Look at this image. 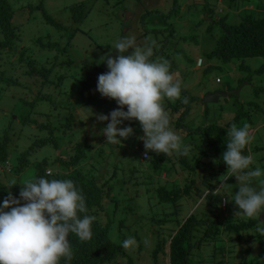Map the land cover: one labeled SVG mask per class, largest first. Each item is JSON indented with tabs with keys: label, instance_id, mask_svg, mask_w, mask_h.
Masks as SVG:
<instances>
[{
	"label": "rangeland",
	"instance_id": "1",
	"mask_svg": "<svg viewBox=\"0 0 264 264\" xmlns=\"http://www.w3.org/2000/svg\"><path fill=\"white\" fill-rule=\"evenodd\" d=\"M176 1L174 5L173 0H8L14 10L13 24L18 38L12 52L0 53V72L12 80V83L0 82V136L3 129L10 128V164L0 165V180L6 186L13 178L21 183L34 175L36 163L42 160L52 171H61L62 166L56 160H67L73 145L86 140L85 159L80 169L83 172L91 170L101 187L109 190L108 198L103 200L104 211L98 213L97 218L108 226L109 239L120 246L116 261L110 264H169L166 238L177 229V223L191 213L197 218L204 216L208 222L218 217L219 240L210 242L201 252L211 253L216 247L219 256L215 258H222L223 264H264V257L257 249L264 241V234L259 231L264 228L262 224L257 223L243 233L221 230V225L226 223L259 222L264 213L262 211L258 218L237 215L240 210L234 201L225 203L238 191L234 176L229 177L221 195H216L214 190L228 172L210 178L205 185V176L215 168L211 159L207 166H194L192 174L181 161V155L173 153L167 156L171 162H166L160 171L154 167L152 159L144 161L139 158L140 152L145 150L139 121L125 120L118 125L132 127L133 134L127 139L118 137L121 144L116 145L107 143L103 135V128L110 121L97 120L96 114L108 115L119 107L115 100L102 97L96 91L98 76L108 71L101 58L107 54L113 58L118 55L114 43L121 37L134 36L138 46L150 43L148 38H151L156 42L152 59L163 57L169 60L170 71L178 73L182 80L181 96L186 91L193 99L185 103L189 104V110L183 124L189 128L211 123L224 125L235 114L242 113L236 126L248 123L253 134L248 145V154L250 150L253 156L249 170L259 168L262 173L261 177L253 178L251 184L259 188L264 183V55L228 62L206 56L222 33L220 19H224L222 23L234 26L245 15L264 18V0ZM78 2H84L88 8L80 22L72 19L70 9ZM195 2L197 5H192ZM172 4L177 13L166 18L164 15ZM38 5L53 21L62 24V30L44 21ZM146 9L158 12L144 16L143 26L140 18ZM214 20L217 23L208 33V25ZM38 38L43 42H58L60 48H42L36 43ZM67 42L70 43L64 51L61 48ZM20 53L34 60L36 67L50 69L47 79L26 75L27 65L17 57ZM197 59L202 60L199 68L196 67ZM85 78L89 79L83 85ZM45 79L50 82H44ZM236 88H240L238 97L225 95L207 104L203 102L208 94L227 93ZM41 96L51 97V101L40 99ZM32 101L35 103L30 104ZM166 103L167 99L164 106ZM183 109L179 107L178 110ZM123 110L126 111V107ZM40 123L46 127L37 128ZM172 128L181 136L183 144L190 145V149L199 143L196 134H185L180 128L176 130L174 125ZM49 137L53 142L34 145L27 157L28 163L20 173L9 172L10 168L16 167L19 155L33 142ZM148 153L151 155L152 151ZM195 155H198L197 151L189 152L186 161L191 162ZM188 181L187 196L180 198L176 205L159 202L157 187L172 190ZM207 187L212 189L209 204L201 202L204 192L209 191ZM13 189L12 186V195ZM13 197L19 199V196ZM160 219L162 222L158 221ZM128 237H134L136 244L125 250L121 242ZM158 244L161 252L153 258V250ZM247 248H250L249 252L245 251Z\"/></svg>",
	"mask_w": 264,
	"mask_h": 264
},
{
	"label": "clouds",
	"instance_id": "2",
	"mask_svg": "<svg viewBox=\"0 0 264 264\" xmlns=\"http://www.w3.org/2000/svg\"><path fill=\"white\" fill-rule=\"evenodd\" d=\"M148 39L150 43L138 46L134 36L121 37L114 43L118 55L101 58L108 71L98 76L96 91L115 100L119 107L108 115L96 114V117L101 122L110 121L103 128V135L107 143L116 145L121 144L118 137L127 139L133 134L132 127L118 125L125 120L139 121L146 160L151 158L149 151L187 156L190 145L183 144L181 136L170 126V115L164 106L165 99H180L182 80L178 73L170 71L169 60L152 59L156 42ZM201 66L202 60L197 59L196 67ZM227 136L222 161L228 174L214 191L221 195L229 177L234 176L238 191L225 203L234 201L240 210L237 215L258 218L264 211V183L257 188L251 181L262 173L259 168L249 170L253 163L250 150L248 155L243 154L253 140L251 126L233 124ZM15 185L20 186L19 199L10 191ZM7 188L8 195L0 204V264H60L62 259L70 262L73 251L69 234H75L81 241L92 238L91 226L96 217L85 214L88 211L85 198L72 180L30 175L19 184L13 178ZM81 214L85 215L81 217ZM259 231L264 234V228ZM135 244L134 237H128L121 247L128 250Z\"/></svg>",
	"mask_w": 264,
	"mask_h": 264
},
{
	"label": "trees",
	"instance_id": "3",
	"mask_svg": "<svg viewBox=\"0 0 264 264\" xmlns=\"http://www.w3.org/2000/svg\"><path fill=\"white\" fill-rule=\"evenodd\" d=\"M184 2L188 1L184 0ZM176 3L177 1L173 0V4L175 5ZM173 4L169 11L164 15L166 18L173 17L177 13V10L173 8ZM192 5L196 6L197 3L195 2ZM37 9L42 10L41 5H38ZM70 9L72 12L71 17L76 22L82 21V19H84V17L86 16V12L88 11V8L84 4V2H78V4H76L74 7H70ZM154 12H158V10L146 9L141 14L140 22H142L143 24V17ZM41 13L46 23L51 24L58 30H62V24L53 21L52 18L48 16V14H46L44 10H42ZM206 16L209 18V13H207ZM13 18L14 10L12 9L8 0H0V53H10L14 49V42L18 38V33L16 32V26L13 24ZM223 20L224 19L222 18L218 21V23L221 25L222 33L219 37H217L214 48L209 51L206 56L216 57L220 61L228 62L233 59H243L264 55V18H256L250 15H245L240 19L239 23L234 26H228L222 23ZM211 23L212 24L208 25V33L212 25L217 22H215L214 20ZM172 32H170L169 34L172 35ZM36 43L40 47L46 49L60 48L58 42H43L40 38L36 40ZM69 43L70 42H67L61 49L66 51ZM17 57L19 61H24L27 65V70L25 71L26 75L33 77L39 75L46 79L49 76L51 72L50 69L36 67L34 60L25 58L23 53H20ZM46 79L44 80V82H50ZM88 79L89 78H85V80L83 81V85L87 84ZM0 82L12 83V80L5 78L3 72H0ZM190 98L191 97H188L187 92L183 91L180 99L174 101L167 100L165 109L169 112L171 127H173L174 125L175 129L180 128L184 130L185 134L194 133L198 136L199 143L196 145V147L190 149L191 154L195 150L198 152V155H195V157H193L194 160L191 158V162L186 161L185 158L187 156L181 155V161H183L184 164L188 166V173H190L189 170H191L193 174L194 166H196L197 164L207 166L209 165V159H211L212 165L215 168L214 171L205 176L204 182L205 185H208V180L210 178H213L216 175L226 174L228 172L227 165L222 161V153L226 151V142L229 139V137L227 136V132L231 125H236L243 115L242 113L235 114L224 125L211 123L189 128L185 126L182 121L189 110V104H185L184 100L186 99V103H189L190 101H193V99ZM40 99H47L48 101H51V97L46 98L44 96H41ZM33 103H35V101L30 102V104ZM179 107H184V109L180 111L178 110ZM31 123L35 124L36 122H34V120H31ZM45 127L46 125L43 123L37 124V128L39 129H44ZM9 133L10 128L6 127L5 129H3L0 136L1 166H5V163L10 164V161L8 160V149L10 145ZM48 141L53 142L52 137L33 142L26 150H24L19 155V157L17 158L16 167L13 170H11L10 168L9 172L15 171L16 174L20 173L27 165V157L35 147L34 145H41ZM87 144L88 142L86 140L76 142L72 147V154L70 156L69 153L67 154V160H63L61 158H58L56 160L62 166L61 171L54 172L51 169L47 168L45 160H42L35 165L34 176L36 177H44L49 180H72L85 198V204L88 209L87 213L85 214L96 217L91 226L92 238L90 240L81 241L75 234H69L68 239L72 246L73 258L70 262H66L62 259L60 264H110L116 261L118 253L120 252V246L114 243L108 237V226L106 224L100 223L97 218L98 213L104 211L103 200L108 198L109 190L105 191L101 187L102 184L98 183L94 176L91 175V170H89L88 172H83L80 169L81 162L85 159ZM144 151L145 150H142L140 154ZM243 154H248V145L243 150ZM148 156L151 157L150 159H152L154 167L156 169H160V171L164 169L163 165L166 162H171V160L167 158L168 155L156 154L155 152H152L151 155H149L148 153ZM200 171H202L201 168ZM17 183L19 184L20 181ZM188 183L189 181L187 183H184L182 187L174 188L172 190H166V188L163 186L157 187L156 194L158 196L159 202L176 205V202L180 200V198L187 196V189L189 185ZM13 187V190L15 191L13 195L19 196L20 186L15 185ZM206 189H209V191L207 193L204 192L201 202L204 201L205 203L209 204L211 203L209 195L212 192V189L210 187H207ZM8 191L9 189L7 188L6 184H4L0 180V204L3 203L4 198L8 195ZM85 214H81V217ZM195 215V213H191L186 218H184L182 222H178L177 229L172 231L166 238V244L168 245V263L223 264L222 258H220L219 260L215 258L219 256L218 252L215 251L216 247L211 250V253L207 252V254H204L203 252H201L205 249L206 246H208L210 242H216L219 240L218 237L220 236V228L218 226V217L215 216L212 222H208L207 219L204 218V216L197 218ZM162 220L163 219H160L158 221L162 222ZM257 223H260L264 226V223L258 222L257 220H248L246 222H239L236 224L226 223L224 226L221 225V230L224 233H243L244 230L247 231ZM159 246L160 245L158 244L157 248L153 250V258L161 252ZM257 247V249H259V254L264 257V241H261ZM249 249L250 248H247L245 251L249 252Z\"/></svg>",
	"mask_w": 264,
	"mask_h": 264
},
{
	"label": "water",
	"instance_id": "4",
	"mask_svg": "<svg viewBox=\"0 0 264 264\" xmlns=\"http://www.w3.org/2000/svg\"><path fill=\"white\" fill-rule=\"evenodd\" d=\"M239 91H240V88L233 89V90H231V91H229L227 93L226 92L217 91L214 94H208L204 98L203 102H204V104H207L209 101L216 100L219 96H225V95H228V96L234 95V96L238 97ZM258 220H259V222L264 223V213H262L260 215Z\"/></svg>",
	"mask_w": 264,
	"mask_h": 264
},
{
	"label": "built area",
	"instance_id": "5",
	"mask_svg": "<svg viewBox=\"0 0 264 264\" xmlns=\"http://www.w3.org/2000/svg\"><path fill=\"white\" fill-rule=\"evenodd\" d=\"M200 64V61H198V65ZM219 80L217 79V82H218ZM145 152V151H144ZM144 152H142L141 154H140V159L141 160H145L146 158H145V156H144ZM222 203H224V200H222Z\"/></svg>",
	"mask_w": 264,
	"mask_h": 264
}]
</instances>
